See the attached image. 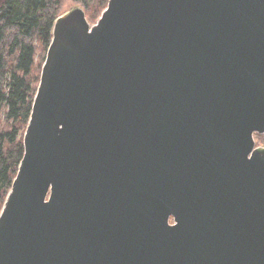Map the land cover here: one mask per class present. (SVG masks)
<instances>
[{"label":"water","instance_id":"95a60500","mask_svg":"<svg viewBox=\"0 0 264 264\" xmlns=\"http://www.w3.org/2000/svg\"><path fill=\"white\" fill-rule=\"evenodd\" d=\"M264 0H108L51 31L0 264H264Z\"/></svg>","mask_w":264,"mask_h":264},{"label":"trees","instance_id":"16d2710c","mask_svg":"<svg viewBox=\"0 0 264 264\" xmlns=\"http://www.w3.org/2000/svg\"><path fill=\"white\" fill-rule=\"evenodd\" d=\"M74 1L94 23L108 0ZM58 7L59 0L0 2V210L23 157V133ZM36 44L41 46L43 56L33 76ZM254 139L258 145L264 135H255Z\"/></svg>","mask_w":264,"mask_h":264},{"label":"rangeland","instance_id":"374dc122","mask_svg":"<svg viewBox=\"0 0 264 264\" xmlns=\"http://www.w3.org/2000/svg\"><path fill=\"white\" fill-rule=\"evenodd\" d=\"M0 2H1V0H0ZM73 6H79V5L74 0H59L58 16L65 13L67 10H69ZM90 24H93V23H90ZM36 45L37 46H36V52H35V58H34L33 76L37 75L39 64H40L42 56H43V50H42L41 46L39 44H36ZM263 144H264V139H263L262 143L260 142V144H258V145L256 144V146L261 147Z\"/></svg>","mask_w":264,"mask_h":264},{"label":"flooded vegetation","instance_id":"af4514ba","mask_svg":"<svg viewBox=\"0 0 264 264\" xmlns=\"http://www.w3.org/2000/svg\"><path fill=\"white\" fill-rule=\"evenodd\" d=\"M256 147H258V146H256ZM260 147V146H259Z\"/></svg>","mask_w":264,"mask_h":264}]
</instances>
